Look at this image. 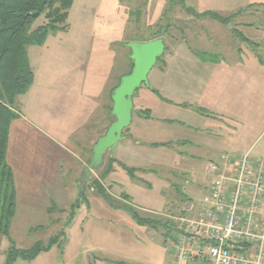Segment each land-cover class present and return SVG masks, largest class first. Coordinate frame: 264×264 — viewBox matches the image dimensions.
Listing matches in <instances>:
<instances>
[{
	"label": "rangeland",
	"instance_id": "374dc122",
	"mask_svg": "<svg viewBox=\"0 0 264 264\" xmlns=\"http://www.w3.org/2000/svg\"><path fill=\"white\" fill-rule=\"evenodd\" d=\"M262 5L264 0H169L161 13L151 9L149 13L126 14H86L76 8L66 28L51 31L44 45L30 46L28 56L36 83L18 97L19 116L11 129L8 162L17 186V209L10 236L0 233V264H171L163 213L175 199L202 198L213 182L208 163L218 157L193 156L182 152V143H170L169 117L175 115L169 109L178 102L189 106V100L200 94V110L207 119L201 136L212 137L213 128L206 129L215 114L212 89L247 84L233 66L238 48L247 67L256 69L253 65L257 63L251 54L253 47L227 33L238 30L239 34L244 28L241 22L258 16L255 10L242 15L244 10ZM202 10L230 19L215 20L200 13ZM236 11L238 19L232 15ZM44 22L42 15L33 28ZM156 34L162 35L165 53L150 72L149 85L143 84L133 95V121L123 132L124 140L94 169L102 171L111 159L121 163L120 174L106 179L112 186L106 192L115 211L101 206L100 201L108 200L90 188L84 201L74 207L85 166L77 163L73 150L84 154L88 162L94 145L76 142L73 114L85 110L86 100L94 109L105 108L109 102L112 108L114 89L132 70L129 44L152 40ZM259 52L264 55V46ZM139 115L150 120L139 123ZM177 116L203 126L193 115L189 119L180 113ZM258 123L264 124V117ZM181 125L174 122L178 129ZM238 130L243 139L256 134L248 126ZM262 145L264 136L254 153H259ZM125 167L133 168L134 174L130 176ZM51 185L66 194L76 188V199L57 204L50 200ZM133 214L159 222L139 224ZM58 235L56 244L34 259L10 261L13 247L27 250Z\"/></svg>",
	"mask_w": 264,
	"mask_h": 264
},
{
	"label": "crops",
	"instance_id": "0c3cea01",
	"mask_svg": "<svg viewBox=\"0 0 264 264\" xmlns=\"http://www.w3.org/2000/svg\"><path fill=\"white\" fill-rule=\"evenodd\" d=\"M168 3L169 0H74L73 6L71 7L69 12L68 20L71 19V13L75 11L76 8H79L76 9V11L80 10V12L86 14H96L100 11H107L108 13L117 14L137 12L149 13L151 9H157V13H161L163 11L162 9L166 8ZM250 10H255L254 13H256V15L258 16L255 17L254 20L241 22L240 24L244 25V28L240 30L239 34L237 33L238 30L235 31L236 33L231 31L233 28L232 26L230 27L231 32L227 34H232L235 37L240 38L241 40L244 39L253 47L251 49V54L257 60V63L253 65L256 66V69L252 66L247 67V65H245L244 62L241 61V49L238 48L237 51L240 53H237L238 55L233 57V66L234 69L240 73L241 78H243L247 82V84L245 86L233 87H227L226 85H223L220 88L212 89L214 92L213 104L215 114L213 119L209 118L210 128H206H213L214 133L212 134V137L210 135H207L208 138H204L203 136H201V131L203 130L202 128L207 127V119L204 114H202L203 112L201 113L202 110H200V108L202 107V105L200 104L202 103V101L199 98L200 94H198L197 97L189 100L192 101L189 102L191 103L189 106H184L183 104H181V102H178L176 105H174V109H169L172 110L169 111V113L172 112L173 115H175L174 118L169 117V121H171V123L169 122V142L172 144L177 142L182 143V152H191L193 156H197L200 155V153H203L208 156L215 155V157H219L224 153L241 154L247 151H251L253 156L258 158H264V145L260 147L261 149H259V153H254L258 151L257 143L264 136V124L258 123L259 120L264 117V55L259 52V48L264 46V5H262L258 9L247 8L244 10L242 15L247 14L248 12H250ZM200 13H204V11L202 10L200 11ZM237 13L238 12L236 11L235 14H232L234 15L233 18H237ZM235 24L239 25V23L237 22ZM254 47L258 48V50H256V48ZM234 48L235 45H233V50ZM185 58H187V56ZM191 70L194 71L193 69ZM185 71L186 70H184L183 72ZM250 80L252 82L255 81L256 85H253L251 82H249ZM35 83L36 76L34 84ZM203 87L202 90L205 89ZM84 102L85 110L82 113L78 111H73V119L77 123L74 135L77 136L76 142H90L93 146L97 142V138L104 135V131L106 129L108 130L109 126L114 120V117L111 116L112 108L110 102L107 103L105 108L101 107L100 110H98L99 107L94 109L92 103L88 105V103H86L87 100ZM175 111L176 114L174 113ZM99 113L100 116L98 115ZM177 113H180L182 117L183 115H185V117H187L186 119H189V117L193 115L194 118L201 119L202 122L200 124L203 126H198L194 123L186 122L190 120H180L177 118ZM144 119L150 120V118H148L147 116L142 117L139 115V123H141V121ZM175 121L182 122L181 129H178V127L174 126ZM12 126L13 123L11 125V129ZM245 126L250 127L251 131H256V134L253 138H240L238 129H243ZM138 130L140 131L141 129H137L136 131ZM11 132L12 130H10L9 145L11 141ZM87 138L89 140H87ZM122 140H124V138ZM127 144L128 143H126L125 146ZM75 149L77 150V147H75ZM77 151L73 150V153H75L74 155L76 156L75 159L77 160V163H81L82 166H86L87 162L86 158L84 157V154H80ZM9 153L10 146L8 147V155ZM110 165H112V169L107 172V170L110 169ZM120 166V162L119 164L117 162L114 163L111 159L108 165L104 167V169H102V171L97 172L94 169L92 170L91 181L93 182L94 180H97L108 191L111 190L112 186H108L106 179L109 176H112L114 178L115 176L119 175ZM58 172H62V170L59 169ZM90 189L92 191L96 190L95 188ZM51 190H53L54 192L53 196H50V200H55L57 204L72 203V201L76 199L78 192L75 188L73 189V191H70L69 194H66L63 191L64 189H58V187H54V185H51ZM60 190L62 191L60 192ZM208 191L209 190L207 187L203 191V196L199 201H194L192 197H187L186 200L187 202L192 201L196 204H199L202 199L208 194ZM111 194H113V192ZM113 195L117 196V193ZM183 200L182 198H179L171 202L172 204L169 208L171 210V213L178 215L181 210V207H183L184 203L186 202V200L185 202H183ZM100 203L101 206L107 209V211H115L114 207H112L109 202L106 201V203H104L103 201H100ZM165 218L166 229L165 232H163L164 241H166L165 239H167L168 232L169 235H173L178 229V223H176L170 218Z\"/></svg>",
	"mask_w": 264,
	"mask_h": 264
},
{
	"label": "built area",
	"instance_id": "2783aa9c",
	"mask_svg": "<svg viewBox=\"0 0 264 264\" xmlns=\"http://www.w3.org/2000/svg\"><path fill=\"white\" fill-rule=\"evenodd\" d=\"M207 169L202 201L163 213L178 223L167 234L171 264H264V158L224 153Z\"/></svg>",
	"mask_w": 264,
	"mask_h": 264
},
{
	"label": "trees",
	"instance_id": "16d2710c",
	"mask_svg": "<svg viewBox=\"0 0 264 264\" xmlns=\"http://www.w3.org/2000/svg\"><path fill=\"white\" fill-rule=\"evenodd\" d=\"M73 3L74 0H0V233L8 237L10 223L17 209L15 176L7 159L10 130L13 121L19 116L17 99L29 90L35 80L28 48L44 45L51 31L66 28ZM191 10L195 11L193 8ZM202 14L209 15L215 20L230 19L223 18L217 13ZM42 15L45 17V22L33 28L36 19ZM161 37V34H156L151 39ZM125 168L131 175L134 174L133 168ZM111 169L112 165L107 172ZM92 186L110 202L106 188L99 181L94 180ZM83 201L84 195L74 207L79 206ZM132 217L139 224L154 222L156 225L159 222L134 214ZM58 239L59 235L51 238L48 243L37 242L27 250L13 247L10 261L17 257L34 259L41 252L51 249Z\"/></svg>",
	"mask_w": 264,
	"mask_h": 264
},
{
	"label": "water",
	"instance_id": "95a60500",
	"mask_svg": "<svg viewBox=\"0 0 264 264\" xmlns=\"http://www.w3.org/2000/svg\"><path fill=\"white\" fill-rule=\"evenodd\" d=\"M129 47L131 48L130 59L133 67L130 73L121 78L120 83L113 91L111 115L114 120L107 132L93 146V154L81 174V191L78 200L82 198L88 188H92L89 184L92 179V170L103 163L108 152L113 154L118 143L123 139L125 128L132 123L133 95L143 84L149 85V74L166 50V44L162 38L145 42H132Z\"/></svg>",
	"mask_w": 264,
	"mask_h": 264
},
{
	"label": "bare ground",
	"instance_id": "6f19581e",
	"mask_svg": "<svg viewBox=\"0 0 264 264\" xmlns=\"http://www.w3.org/2000/svg\"><path fill=\"white\" fill-rule=\"evenodd\" d=\"M91 180H92V179H91ZM91 180H90V181H91Z\"/></svg>",
	"mask_w": 264,
	"mask_h": 264
}]
</instances>
